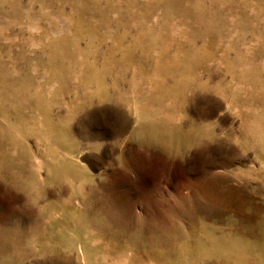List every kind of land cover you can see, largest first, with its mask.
Segmentation results:
<instances>
[{
	"label": "rangeland",
	"instance_id": "374dc122",
	"mask_svg": "<svg viewBox=\"0 0 264 264\" xmlns=\"http://www.w3.org/2000/svg\"><path fill=\"white\" fill-rule=\"evenodd\" d=\"M0 264H264V0H0Z\"/></svg>",
	"mask_w": 264,
	"mask_h": 264
}]
</instances>
